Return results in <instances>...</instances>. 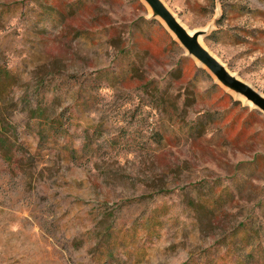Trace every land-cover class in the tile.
<instances>
[{
	"label": "rangeland",
	"instance_id": "374dc122",
	"mask_svg": "<svg viewBox=\"0 0 264 264\" xmlns=\"http://www.w3.org/2000/svg\"><path fill=\"white\" fill-rule=\"evenodd\" d=\"M161 1L264 98V0ZM153 15L0 0L23 147L0 155V264H264V111ZM40 103L68 132L39 137Z\"/></svg>",
	"mask_w": 264,
	"mask_h": 264
},
{
	"label": "trees",
	"instance_id": "16d2710c",
	"mask_svg": "<svg viewBox=\"0 0 264 264\" xmlns=\"http://www.w3.org/2000/svg\"><path fill=\"white\" fill-rule=\"evenodd\" d=\"M20 82L19 76L14 73L8 64H2L0 62V155L9 163L19 161L18 155L23 150L21 149L23 147L19 146L16 142L17 128L10 120L11 113L9 108H7L8 103L14 106L17 105L12 91ZM49 111L50 107L42 105L41 103L29 110L30 118L36 120L40 125L38 135L43 140L45 138L51 139V137H57L62 133L68 132V128L65 127L63 115H55ZM102 237L108 238L105 240L109 242L112 238V233L109 229H106ZM244 237L246 239L249 238L248 231Z\"/></svg>",
	"mask_w": 264,
	"mask_h": 264
},
{
	"label": "water",
	"instance_id": "95a60500",
	"mask_svg": "<svg viewBox=\"0 0 264 264\" xmlns=\"http://www.w3.org/2000/svg\"><path fill=\"white\" fill-rule=\"evenodd\" d=\"M154 10L153 17H160L169 26V29L175 34L176 38L181 41L188 51L189 55L196 56L203 64L212 70L225 86H229L237 93L244 95L254 105L264 111V98L254 88L241 82L226 70L214 55L209 53L198 40L199 32L191 33L182 25L173 13L168 9L161 0H145Z\"/></svg>",
	"mask_w": 264,
	"mask_h": 264
}]
</instances>
